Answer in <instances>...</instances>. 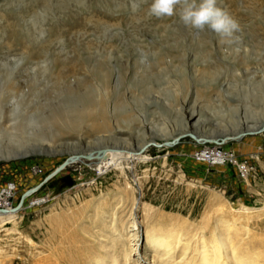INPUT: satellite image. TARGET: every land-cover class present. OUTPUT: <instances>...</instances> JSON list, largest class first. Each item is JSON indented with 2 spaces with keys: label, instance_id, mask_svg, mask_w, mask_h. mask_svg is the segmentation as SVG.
<instances>
[{
  "label": "rangeland",
  "instance_id": "rangeland-1",
  "mask_svg": "<svg viewBox=\"0 0 264 264\" xmlns=\"http://www.w3.org/2000/svg\"><path fill=\"white\" fill-rule=\"evenodd\" d=\"M151 3L0 0V190L14 187L0 211L17 212L0 264H40L53 246L66 264L84 251L126 264L134 242L129 262L192 264L221 218L236 253L264 264V0H217L231 37ZM102 148L131 157L52 174ZM148 230L179 242L154 249Z\"/></svg>",
  "mask_w": 264,
  "mask_h": 264
},
{
  "label": "bare ground",
  "instance_id": "bare-ground-1",
  "mask_svg": "<svg viewBox=\"0 0 264 264\" xmlns=\"http://www.w3.org/2000/svg\"><path fill=\"white\" fill-rule=\"evenodd\" d=\"M254 130H250L249 132L252 133V132H254ZM232 137L233 136H226V137L224 136V139H228V138H232ZM133 154L134 153H132V156L135 155V154L134 155ZM202 156H204V154H202ZM126 157L127 158L129 157V159H130L131 154H129L128 152L106 151L99 156H93L92 154H90L87 156L86 160H82L80 162L85 163V165H91L93 170H97L100 173H103L104 171H106L110 167H112V166L114 167V166L118 165L120 163L121 158L125 159ZM135 158L145 159L146 155L140 153ZM213 158L216 160L223 159V157H221L220 155H215V154H214ZM13 189H14V187L12 186V184H9L0 190V205L5 206L6 203H5L3 197L10 195L12 193ZM132 210H133L132 206L131 207L125 206L122 209V212L125 215V217H127L126 219H129L128 223H130V225H132V227H136L137 226L136 222L134 220H131V219H133ZM16 213H17L16 210H14V208H11V207L7 208L4 211H0V223L4 222L5 220H9V219L13 218L16 215ZM124 220H125V218L123 217L122 223H124ZM229 224L230 223L227 219L223 220L221 218L217 224H215L211 227L210 236H209L208 240L203 239L202 244L197 249L198 250L197 256H196L195 260L192 261V264H257L252 259H250L248 261H244L236 253L237 252L236 248L230 240ZM124 228L126 229L125 226H124ZM219 228H222V229L219 230ZM224 228L226 230L222 231ZM130 230L131 229H127V231H130ZM171 237L172 236L170 233L152 234L149 230L145 231V241L151 243V247L154 249L155 248H162L165 253L170 252L179 242L178 240L171 239ZM137 243L138 242H136V243L134 242L133 246L129 247L128 250L125 251L126 252L125 253V258H126L125 262L128 261L126 264H137L138 263L139 258L138 259L135 258L132 260V262H129L130 254L134 255V253H137V250H138ZM53 247H51L52 249L50 250V256L51 257L49 256L48 259H45V261L42 260L40 262V264H66L67 263V261H65L63 259L62 260L57 259L58 254L56 253L57 251L54 249L55 247L54 248ZM84 253H86L85 254L86 257L83 256L85 258L84 264H92V263H94V264H96V263L97 264H107V262L105 260H103V259H101V257H99L101 255L100 253H99V256H96V257L95 256L91 257V256L87 255L86 251H84ZM65 255H67V254H65ZM41 256H43V255H41ZM232 258H234V260H232ZM98 261H99V263H98ZM76 263H77V261H76ZM109 264H117V263H116V260L112 259V261Z\"/></svg>",
  "mask_w": 264,
  "mask_h": 264
},
{
  "label": "clouds",
  "instance_id": "clouds-1",
  "mask_svg": "<svg viewBox=\"0 0 264 264\" xmlns=\"http://www.w3.org/2000/svg\"><path fill=\"white\" fill-rule=\"evenodd\" d=\"M179 8L180 20L188 26L202 30L210 28L222 37H231L237 22L218 6L217 0H152L150 13L156 17L173 16Z\"/></svg>",
  "mask_w": 264,
  "mask_h": 264
},
{
  "label": "water",
  "instance_id": "water-1",
  "mask_svg": "<svg viewBox=\"0 0 264 264\" xmlns=\"http://www.w3.org/2000/svg\"><path fill=\"white\" fill-rule=\"evenodd\" d=\"M259 130H264V124L262 126H260L259 128L255 129V131H259ZM177 140V138H174L172 140H166L164 142H162L161 144H156L158 146H168V145H172L173 143H175ZM143 149V148H142ZM140 149V151L142 150ZM105 150L104 149H96L94 152H92L91 154L93 156H99L101 155L102 153H104ZM90 155V154H78V155H74V156H71L70 158H68L67 160H65L63 163H61L56 169L55 171L52 173H56V172H59L61 169H63V167L70 163L71 161H73L75 158H77L78 161H82V160H86L87 156Z\"/></svg>",
  "mask_w": 264,
  "mask_h": 264
},
{
  "label": "built area",
  "instance_id": "built-area-1",
  "mask_svg": "<svg viewBox=\"0 0 264 264\" xmlns=\"http://www.w3.org/2000/svg\"><path fill=\"white\" fill-rule=\"evenodd\" d=\"M202 154H204V156H202ZM199 158L202 159H211L214 156V153H212V151H208V150H203L202 152L197 153ZM218 155V154H215Z\"/></svg>",
  "mask_w": 264,
  "mask_h": 264
}]
</instances>
